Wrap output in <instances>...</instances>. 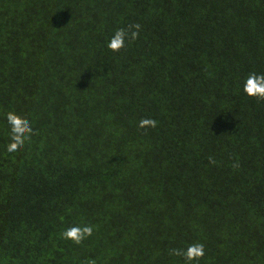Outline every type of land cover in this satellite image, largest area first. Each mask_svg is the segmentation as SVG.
Wrapping results in <instances>:
<instances>
[{"label": "trees", "instance_id": "1", "mask_svg": "<svg viewBox=\"0 0 264 264\" xmlns=\"http://www.w3.org/2000/svg\"><path fill=\"white\" fill-rule=\"evenodd\" d=\"M130 23L139 38L109 50ZM249 73L264 0H0V264H185L169 249L197 242L192 264H264ZM9 111L37 133L16 153ZM83 224L80 245L61 237Z\"/></svg>", "mask_w": 264, "mask_h": 264}, {"label": "clouds", "instance_id": "2", "mask_svg": "<svg viewBox=\"0 0 264 264\" xmlns=\"http://www.w3.org/2000/svg\"><path fill=\"white\" fill-rule=\"evenodd\" d=\"M141 31V25L138 23H130L126 27L118 28L110 38L107 47L113 52H119L126 47V41L130 44L135 42ZM243 91L249 97H254L258 101H264V73H249L243 84ZM7 124L9 125V143L6 145V151L9 153L19 152L24 148L26 143L31 142L33 135L37 133L33 130L32 123L29 119L9 111L5 114ZM157 121L151 118H142L138 122L140 128H155ZM209 163L215 165L217 161L209 157ZM233 168H238V162L232 164ZM94 226L91 224L75 225L67 228L61 233V237L70 240L75 245H80L88 237L92 236ZM169 255L181 257L185 264H192L193 261L198 262L205 255L203 243H192L185 249L171 248ZM84 264V262H82ZM86 264H96L95 260L89 259Z\"/></svg>", "mask_w": 264, "mask_h": 264}]
</instances>
